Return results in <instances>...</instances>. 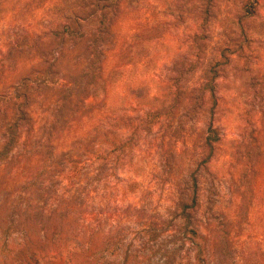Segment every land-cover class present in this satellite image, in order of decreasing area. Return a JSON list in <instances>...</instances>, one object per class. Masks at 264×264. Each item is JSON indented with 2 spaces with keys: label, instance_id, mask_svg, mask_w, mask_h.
Returning <instances> with one entry per match:
<instances>
[{
  "label": "rangeland",
  "instance_id": "rangeland-1",
  "mask_svg": "<svg viewBox=\"0 0 264 264\" xmlns=\"http://www.w3.org/2000/svg\"><path fill=\"white\" fill-rule=\"evenodd\" d=\"M102 47L103 67L117 71L93 91L99 95L93 108L106 89L105 118L133 138L141 186L114 194L119 201L107 206L120 216L95 206L103 209L100 233L92 236L87 216L94 204L86 197L75 193L69 203L43 170L45 184L27 203L21 186L30 183L29 194L40 187L38 160L0 162V264H23L29 254L22 226L33 241L49 230L52 243L60 238L55 229L71 244L80 241L79 231L102 248L90 256L101 264H264V0H0V142L18 124L38 128L42 113L49 126L61 98L71 99L70 82L91 79L84 70L88 50ZM43 79L58 83L52 88ZM127 83L161 104L159 122L143 125L146 110L128 96ZM72 106L87 111L77 98ZM87 123L85 116L75 132L57 134L58 151ZM125 124L136 129L126 133ZM208 135L218 140L205 160ZM119 173L134 178L128 170ZM192 177L198 186L191 212L200 236L168 215L177 186L184 179L190 185ZM151 216L155 239L141 228Z\"/></svg>",
  "mask_w": 264,
  "mask_h": 264
},
{
  "label": "trees",
  "instance_id": "trees-1",
  "mask_svg": "<svg viewBox=\"0 0 264 264\" xmlns=\"http://www.w3.org/2000/svg\"><path fill=\"white\" fill-rule=\"evenodd\" d=\"M106 52L107 50L103 49V47L88 50L86 56H84L88 67L84 70L87 72V75H85L86 79L89 77L91 79L87 81L88 84L84 83L83 85L81 81H77V79H81L79 77L70 82V86L74 85L72 88H68L71 90V99L66 100L65 98H61V107L56 109V113L51 114L49 126L44 125L48 119L47 115L42 113L38 117V128L25 129L21 124H18L10 134H3V141L0 142V162H10L15 159L26 163L33 158L38 160L37 164L39 170H41L38 173L40 179L36 184L41 181L39 189L34 188L29 194L25 190L31 188L30 183L21 186V191L23 192L21 193L22 198H28L27 203L30 201L28 196L34 199L33 192L40 191L43 188L45 180L43 175L41 176V171L44 170L45 174H49L48 176H50L52 185L58 184L65 191V195L69 196V203H74L73 198L76 197L75 193L79 192L84 198L86 197V200L94 204V206L90 204L91 211L88 212L87 216V219L93 222V225L88 228L92 236L97 235L98 232L100 233V218L103 209L95 206L116 204L119 201L118 198L114 197L116 192L121 191L123 195L135 193L141 186L136 178L141 176L140 170H142V167L137 164V159L135 161L133 138L129 137V135L124 137L123 132L117 131L114 119L105 118L111 108L107 103L108 96L106 89V94L101 98L102 104L93 108L95 106L93 98L99 96L98 93H93V91L97 86L102 88V83H108L109 78H107V73L109 71L113 74L117 71L116 66L111 67L108 71L103 67L101 56H104ZM57 59L56 57L55 60ZM110 81H112V77ZM42 83L45 86H52L54 88L58 80H55L52 84L48 79H43ZM60 86L62 87L63 84ZM79 88H82L81 91H77L80 90ZM90 88H92V93H89ZM126 92L130 98L146 110L143 120L144 126L148 127L159 122L161 104L152 95L146 93V89H140V86L133 88L132 83H127ZM58 95H60L59 92ZM75 98L79 102H83L84 109H87V111H81V109H76L72 106ZM63 109H67L68 111L64 113L62 112ZM60 116H62L63 120L62 126L57 125ZM85 116L88 122L85 130L80 135L74 136L66 149L58 151L57 143H55L57 134H60V132L69 134L77 130V124L82 122ZM73 124L75 126H72ZM125 128L128 130L126 133H129V129H136L134 126L128 124H125ZM217 140V135H208L206 137L205 149L209 153L205 157V160L210 157L213 148L212 144ZM16 144H19L18 147ZM120 169L132 172L134 178L132 180L123 179V177H120ZM189 184L184 179L180 187L177 186L179 191H177L175 196L173 195L175 205L173 209L168 210V215L170 216L169 218L179 217L184 220L186 226H188V232L193 236H197L199 232L197 225H193L194 215L191 212V208L197 204V178L192 177L191 181L189 180ZM127 205L126 209L128 212L131 205ZM107 207L110 208V217H117L116 208ZM27 210L30 211L29 206ZM52 212L47 217L48 221L52 218ZM130 215L133 216V213ZM151 219L152 216L148 221L146 220L141 224V228L149 234L148 237L155 239L159 233L156 231V227H151L156 226L154 221H149ZM59 226L60 223L57 224V227ZM22 229H26L24 232L29 233V235L26 234L25 236L23 247L26 249L30 248L29 254L27 255L28 251H26L22 256L23 264H28L32 261L38 264L40 261L48 262L52 260H58L57 264H101L98 261L99 257L92 258L90 256L92 254H101L102 248L93 244L91 245V238L89 239L87 235L83 236L82 239L79 236V231L76 234L77 236H74L80 241L75 240L73 242L72 240L71 244V241H64L62 243L65 235L63 231H58V229H55L53 232L60 236L57 243H52L49 240V230H46L38 241H33L28 228L22 226ZM149 229L151 230L148 231ZM43 237L47 239H42ZM84 242H87V244ZM129 254L130 252L127 250L123 251V262H127Z\"/></svg>",
  "mask_w": 264,
  "mask_h": 264
}]
</instances>
